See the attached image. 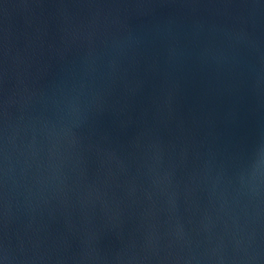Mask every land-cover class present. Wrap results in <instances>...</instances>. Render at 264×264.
<instances>
[{
  "label": "water",
  "instance_id": "water-1",
  "mask_svg": "<svg viewBox=\"0 0 264 264\" xmlns=\"http://www.w3.org/2000/svg\"><path fill=\"white\" fill-rule=\"evenodd\" d=\"M0 264H264V0H0Z\"/></svg>",
  "mask_w": 264,
  "mask_h": 264
}]
</instances>
